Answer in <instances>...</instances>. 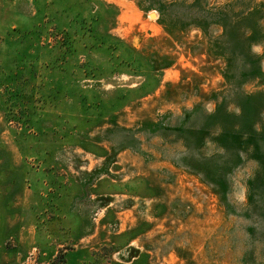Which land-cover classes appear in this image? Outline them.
<instances>
[{
    "label": "rangeland",
    "instance_id": "1",
    "mask_svg": "<svg viewBox=\"0 0 264 264\" xmlns=\"http://www.w3.org/2000/svg\"><path fill=\"white\" fill-rule=\"evenodd\" d=\"M0 264H264V0H0Z\"/></svg>",
    "mask_w": 264,
    "mask_h": 264
}]
</instances>
